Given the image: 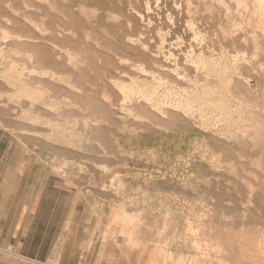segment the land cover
<instances>
[{"label": "rangeland", "instance_id": "1", "mask_svg": "<svg viewBox=\"0 0 264 264\" xmlns=\"http://www.w3.org/2000/svg\"><path fill=\"white\" fill-rule=\"evenodd\" d=\"M172 1L0 0L12 264H264V65Z\"/></svg>", "mask_w": 264, "mask_h": 264}, {"label": "bare ground", "instance_id": "2", "mask_svg": "<svg viewBox=\"0 0 264 264\" xmlns=\"http://www.w3.org/2000/svg\"><path fill=\"white\" fill-rule=\"evenodd\" d=\"M142 1V0H141ZM172 1V0H171ZM174 1V0H173ZM172 1V2H173ZM178 1V0H177ZM149 2V1H148ZM175 2V1H174ZM181 2V1H179ZM137 3V2H136ZM147 4V3H146ZM173 4V3H172ZM175 4V3H174ZM179 4V3H178ZM185 14L188 20H196L207 26H216L222 39H226L233 45H244L245 54L234 51L230 56L233 62L240 61L246 64L255 62L264 65V0H183ZM145 5V3H144ZM180 5V4H179ZM146 6V5H145ZM153 6V5H152ZM183 6V5H182ZM128 7V6H127ZM180 7V6H179ZM94 8V7H93ZM178 8V7H177ZM149 9V8H148ZM156 9V8H155ZM180 9V8H179ZM80 10V9H79ZM175 10V9H174ZM135 11V10H134ZM180 11V10H179ZM99 12V11H98ZM146 12V11H145ZM152 12V11H151ZM178 12V11H177ZM94 13V12H93ZM107 14V13H106ZM172 14V13H171ZM84 15V14H83ZM159 16V15H158ZM105 17V16H104ZM165 17V15H164ZM172 17V16H171ZM170 17V18H171ZM86 18V17H85ZM140 20V19H139ZM138 20V21H139ZM87 21V20H86ZM41 23V22H40ZM127 23V22H126ZM186 23V22H185ZM188 23V22H187ZM148 24V23H147ZM151 24V23H150ZM149 24V25H150ZM189 24V23H188ZM193 25L192 23H190ZM198 24V23H197ZM209 24V25H208ZM171 26V24H169ZM184 26V25H183ZM190 26V25H189ZM192 26H190L191 29ZM184 28V27H183ZM201 28V27H200ZM199 28V29H200ZM196 30V29H195ZM42 31V30H41ZM168 32V31H167ZM189 32V31H188ZM193 32V31H191ZM198 32V31H197ZM156 33V32H155ZM206 33V32H205ZM213 33V32H212ZM6 34V33H4ZM194 34H197L196 32ZM193 34V35H194ZM166 35V33L164 34ZM5 36V35H4ZM3 36V38H4ZM162 36V35H161ZM202 36V35H201ZM197 37V36H195ZM6 38V36H5ZM112 38V37H111ZM159 38V37H158ZM182 38V37H181ZM213 38V37H212ZM15 39V38H14ZM161 39V38H160ZM176 39V38H175ZM197 39V38H196ZM200 39V38H199ZM198 39V40H199ZM20 40V39H19ZM90 40V39H89ZM130 40V39H129ZM192 40V39H191ZM196 40V41H198ZM159 42V41H158ZM175 43V41L173 40ZM194 42V41H192ZM203 42V41H201ZM161 43V42H160ZM178 43V41H177ZM183 43V42H182ZM180 43V44H182ZM179 44V45H180ZM191 44V42H190ZM198 44V43H197ZM188 45V44H187ZM193 45V44H191ZM201 45V44H199ZM161 46V45H160ZM158 47V46H157ZM156 47V48H157ZM168 47V46H167ZM189 47V46H188ZM193 46H191L192 48ZM195 47H198L195 46ZM194 47V49H195ZM185 48V47H184ZM200 48V47H199ZM160 50V49H159ZM190 51V49H188ZM219 50V49H218ZM222 50V49H221ZM178 51V50H177ZM198 51H201L200 49ZM170 52V51H169ZM194 53L193 51H191ZM197 52V51H196ZM161 53V52H160ZM182 53V52H181ZM191 53V54H192ZM226 53V52H225ZM170 54V53H169ZM177 54V53H176ZM179 54V53H178ZM187 54V52L185 53ZM190 54V53H189ZM197 54V53H196ZM199 54V53H198ZM202 54V53H201ZM167 55V54H166ZM195 54L192 55V57ZM200 55V54H199ZM214 55V54H213ZM221 55V54H220ZM202 56V55H201ZM224 56V55H223ZM174 57V56H173ZM191 57V56H190ZM191 57V58H192ZM197 57V55H196ZM163 58V57H162ZM172 58V57H171ZM194 58V57H193ZM205 58V57H204ZM119 59V58H118ZM201 59V57H200ZM199 59V61H200ZM203 62V59H201ZM208 61V59H207ZM123 62V61H122ZM190 62V61H189ZM213 62V61H212ZM117 63H119L117 61ZM166 63V62H165ZM168 63V62H167ZM232 63V62H231ZM230 63V64H231ZM237 63V62H236ZM124 64V63H123ZM174 64V63H173ZM219 63L214 64L215 69ZM172 65V63H171ZM175 65V64H174ZM207 65V64H206ZM234 65V64H233ZM236 65V64H235ZM74 66V65H73ZM82 66V65H81ZM195 66V65H194ZM75 67V66H74ZM203 67V66H202ZM228 67V66H227ZM137 68V67H136ZM193 68V67H192ZM201 68V66H200ZM231 68V66H230ZM142 69V67H141ZM202 69V68H201ZM263 69V68H262ZM164 70V69H163ZM233 70V69H232ZM142 71V70H141ZM176 71V70H175ZM211 71V70H210ZM218 72H224L225 67L218 68ZM235 71V70H234ZM264 71V70H263ZM174 72V71H173ZM171 73V72H170ZM177 74V73H176ZM184 74V73H183ZM232 76V75H231ZM235 77V76H234ZM176 78V76H175ZM224 78V77H223ZM241 78V77H240ZM18 79V78H17ZM153 79V78H152ZM206 79V78H205ZM228 79V78H227ZM19 80V79H18ZM157 80V79H156ZM223 80V79H222ZM227 81V80H226ZM245 81V80H244ZM110 83V82H109ZM228 83V82H227ZM247 83V82H246ZM213 84V83H212ZM248 84V83H247ZM114 85V84H113ZM24 86V85H23ZM248 86V85H247ZM253 87V86H252ZM255 87V86H254ZM249 88V87H248ZM34 90V89H33ZM73 90V89H72ZM259 90V89H258ZM254 91V90H253ZM261 91V90H260ZM36 93V92H35ZM192 94V93H191ZM130 96V95H129ZM188 96V95H187ZM256 97V96H255ZM27 100V99H26ZM149 101V99H147ZM146 100V101H147ZM166 100V99H165ZM256 100V99H255ZM30 101V100H29ZM191 101V100H190ZM143 102V101H142ZM153 103V102H152ZM155 103V102H154ZM180 103V102H179ZM183 103V102H182ZM187 103V101L185 102ZM190 103V102H189ZM236 103V102H235ZM146 104V102H145ZM156 104V103H155ZM166 104V103H165ZM192 104V103H190ZM175 105V103H174ZM180 105V104H179ZM184 105V104H183ZM235 105V104H234ZM192 106V105H191ZM155 107V106H154ZM171 107V106H170ZM181 107V106H180ZM185 107V106H184ZM187 107V106H186ZM194 106H192L193 108ZM165 108V107H164ZM169 108V107H168ZM173 108V106L171 107ZM179 108V107H177ZM182 108V107H181ZM180 108V109H181ZM237 108V107H236ZM152 108H150L151 110ZM179 109V110H180ZM183 109V108H182ZM185 109V108H184ZM190 109V106H189ZM194 109V108H193ZM196 109V108H195ZM155 110V109H154ZM262 110V109H261ZM178 111V110H176ZM190 111V110H189ZM198 111V110H197ZM179 112V111H178ZM264 112V109H263ZM190 114V113H189ZM198 114V113H196ZM185 115V114H184ZM191 115V114H190ZM193 115V114H192ZM200 115V114H199ZM186 117V116H185ZM188 119V117H187ZM220 119V118H219ZM85 122V121H84ZM94 123V122H93ZM218 124V123H217ZM212 125V124H211ZM219 125V124H218ZM216 126V124H215ZM201 128V127H200ZM203 128V127H202ZM206 128V127H205ZM212 128V127H211ZM248 129V128H247ZM200 130V129H199ZM227 130V129H226ZM235 131V130H234ZM240 131V130H239ZM88 136V135H87ZM255 139V138H254ZM233 153V152H232ZM231 164V163H230ZM65 165V164H64ZM229 170V169H228ZM64 172V171H63ZM234 176V175H233ZM248 190V189H247ZM247 206V205H246ZM241 207V206H240ZM198 219V218H197ZM134 225V224H133ZM132 225V226H133ZM133 232V231H132ZM167 252V250H165ZM264 252V249H263ZM168 253V252H167ZM167 258V256H166ZM188 258V257H187ZM169 259V258H168ZM201 260H203L201 258ZM164 261V260H163ZM176 261V260H175ZM186 261V259H185ZM211 261V260H210ZM165 262V261H164ZM179 262V260H178ZM191 264V262H184ZM207 264V262H205ZM203 263V264H205ZM170 264V263H169ZM209 264V262H208Z\"/></svg>", "mask_w": 264, "mask_h": 264}, {"label": "crops", "instance_id": "3", "mask_svg": "<svg viewBox=\"0 0 264 264\" xmlns=\"http://www.w3.org/2000/svg\"><path fill=\"white\" fill-rule=\"evenodd\" d=\"M23 238L24 237L21 234H20V236L13 237V238H12V235L7 236L5 238H0V243L2 244V245H0V264H12V255L10 254L11 248H9V243L10 242L20 243ZM16 247L17 246H15V248ZM21 254L22 255L14 254L15 256H13V257H15V259H18L17 257L28 258L27 254H25V253H21Z\"/></svg>", "mask_w": 264, "mask_h": 264}]
</instances>
